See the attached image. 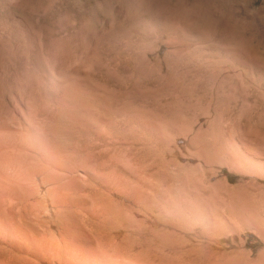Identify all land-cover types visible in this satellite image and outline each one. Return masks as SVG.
Segmentation results:
<instances>
[{"label": "rangeland", "instance_id": "obj_1", "mask_svg": "<svg viewBox=\"0 0 264 264\" xmlns=\"http://www.w3.org/2000/svg\"><path fill=\"white\" fill-rule=\"evenodd\" d=\"M0 101L72 157L115 135L122 192L96 222L111 248L83 230L87 206L61 226L90 264H264V0H0Z\"/></svg>", "mask_w": 264, "mask_h": 264}, {"label": "bare ground", "instance_id": "obj_2", "mask_svg": "<svg viewBox=\"0 0 264 264\" xmlns=\"http://www.w3.org/2000/svg\"><path fill=\"white\" fill-rule=\"evenodd\" d=\"M63 103L60 104L59 101L58 104H60L65 111V107L63 105L66 102L64 104ZM17 104L18 103L15 105ZM11 108L13 109L14 106ZM14 109H17V106ZM20 109L22 108L20 107ZM66 109L67 114L69 115L67 106ZM1 116L4 117L0 118V255L15 249L20 252H24L31 257H24L14 261H5L4 259L2 260L0 258V264H63L64 262H69L71 260L75 262L80 261L89 264L92 263L94 258H92L88 252L81 251L77 242L73 239L71 233L66 231V229L62 230L61 226L64 222H69L72 220V209L76 203L82 204L91 209L93 206L96 207V205H98L100 211H98L96 214L93 212V210L91 211V209H89L87 214L82 219V227L83 230L88 233V238H95L97 241L96 243L99 244L101 248L105 250L111 248L110 235L100 230L96 222L100 221V218L104 220L106 217V210L104 209L102 202L106 201L107 199H111L113 196L119 197L122 192L123 166L126 168L123 161L126 159L123 160L124 158L121 156L122 153L120 154L119 151V145L117 146L113 142L112 137L115 135H111V137L109 136L110 133L109 135L106 134V131L107 133L110 132L108 129L106 130V128L105 132L103 131L104 129H100L101 132L103 131L101 134L97 132L98 134L96 133L92 136L86 135L87 137H84L85 140L82 142L77 156L72 157L65 154L66 151L65 153L61 151L59 148L60 145H57L56 141L50 136L48 130H45L43 127H41L42 125L40 126L35 122H30V120L29 122L21 121L16 118L17 115L13 116L11 111L4 112V114ZM63 118H65V116ZM74 119L76 120V118ZM108 119V122L113 120V118L112 120H110L111 118ZM118 119L119 118L116 120ZM118 122L120 121L118 120ZM118 122L116 123L120 124ZM113 123L114 125L112 123L109 124H112V126L115 128L116 123ZM125 123H128V120ZM129 123H131V120ZM105 124H103V127H105ZM87 125H89V123ZM98 126L95 125V127ZM130 126L131 125L127 127L122 126V128L126 127L127 129ZM120 127L121 126H119V128ZM119 128L116 127V129ZM133 128L136 127H132L131 129ZM131 129L128 130L132 135L135 131L132 132L133 130L131 131ZM114 130L115 129H113V131ZM120 131H122V129ZM120 131L118 130V132ZM123 131L125 130L123 129ZM122 134H124V132ZM122 134H119V136ZM134 135L135 134L132 136ZM127 136L130 137L129 134ZM71 137L72 136H70V138ZM114 141H117V139ZM131 142L134 143L133 140ZM121 143L126 144L127 142L123 141ZM134 144L136 145L137 143ZM131 146L133 147L134 145L132 144ZM122 148L125 150L126 147ZM126 151H128V149H126ZM133 154L135 155V153ZM133 163L135 164V162ZM134 164L132 167L137 166ZM137 169L138 167H136L134 171L137 172ZM134 176L136 177V173ZM137 178L138 177H136V179L134 178V180L137 181ZM133 185H131V188L132 190L133 188H136L133 190L134 194H136L138 188L137 186ZM131 188L127 189L130 191ZM127 189L124 191H128ZM129 191L128 193H130ZM134 196L137 195H133V197ZM132 204H134V202H132ZM127 208L130 209L128 206ZM35 222L45 227L48 232H50L51 228H53L57 232L58 236L56 237L51 234L53 236L51 240H37L33 234L30 236L31 230L29 226L34 228L33 225L36 224ZM100 254L102 255V253ZM111 257L113 258V256ZM108 258L106 257V259ZM112 258H110V260ZM115 260L112 259L114 262L113 264H115V262L117 264L118 261ZM124 260L121 259V262L119 263L122 264V261ZM127 260L128 259L125 261ZM105 262H109V260L104 261V263Z\"/></svg>", "mask_w": 264, "mask_h": 264}]
</instances>
